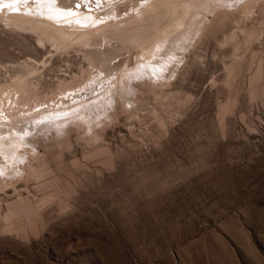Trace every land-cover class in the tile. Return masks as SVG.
I'll list each match as a JSON object with an SVG mask.
<instances>
[{
  "label": "rangeland",
  "instance_id": "obj_1",
  "mask_svg": "<svg viewBox=\"0 0 264 264\" xmlns=\"http://www.w3.org/2000/svg\"><path fill=\"white\" fill-rule=\"evenodd\" d=\"M74 1L106 37L0 19V84L38 93L0 112V264H264V0ZM156 3L191 14L147 74L145 27L180 14L136 20Z\"/></svg>",
  "mask_w": 264,
  "mask_h": 264
},
{
  "label": "bare ground",
  "instance_id": "obj_2",
  "mask_svg": "<svg viewBox=\"0 0 264 264\" xmlns=\"http://www.w3.org/2000/svg\"><path fill=\"white\" fill-rule=\"evenodd\" d=\"M74 4V0H0V5H2L0 7V19L5 20L9 24L13 23L15 25H33V28L34 26L38 27V29L41 30V33L43 35L50 37L53 41H55L56 45L58 46L61 44L63 46H66L65 44L74 42L91 43L92 41H97V39H102L106 37L108 33V28L110 26L108 25L109 21L105 18H101V15L99 13L97 15L92 10L89 12L84 10L83 8H76ZM125 5L126 4H123L122 6ZM160 5V3H156L154 4L153 8L149 7L147 10L143 11L142 16L137 17L136 20L142 23L147 13H155L161 8H166L169 12H173L179 9L180 14L170 25L167 26V29H164L163 31H161V21H159L158 17L157 24L153 25L152 27H145V29L149 30L145 43H149H147L146 45L144 44L142 52L147 57L148 63H150V65L145 63V70L147 74H150L151 69L152 72H155V66H158L161 71H163L165 70V68H167L166 64H169V62L172 61L175 62V59L179 56V54L175 53L162 55V52L165 49L169 48L166 45L171 44L167 43L164 38L170 33L173 27V29H177L183 24L187 23V18L191 14L190 10H181L179 8V5H168L166 7H161ZM122 6H118V8L122 9ZM107 14L111 15L109 13ZM130 25V21H128L126 23L121 24L120 27L115 26V30L113 31V33H121L125 31V28L129 27ZM140 26L141 27L139 28H142L141 24ZM153 58L155 59V61H152ZM11 83V85L0 84V112H9L11 109H13L12 106L6 105L7 102L11 104L17 103L18 105H21V103H23L24 105H26L28 102L25 103L23 101L20 103L19 101L21 100V92L23 91L28 93L29 95L35 94V98L38 96L36 87L27 78H21L16 76L15 78H12ZM60 85H62V83L59 84V86ZM77 86L78 84L75 85L66 83L57 95L66 96L65 98H68V101H63L64 103H69L72 98L76 97V94H71V91ZM16 94H19L18 101H15L14 98ZM47 100L40 99L36 100V102L39 103ZM30 107V109L32 110L34 106L30 105ZM44 111L41 110V112ZM24 112L26 111L24 110ZM41 112L39 111V113ZM1 117L2 116L0 113V118ZM15 142L10 146V148H13V152L15 154V161L13 164H11L13 165L12 169L14 168V166H17L19 161L21 162V160L26 157V153L23 151L24 149L21 148L23 146V142ZM4 158L6 162H8V159L5 156ZM1 163L2 162H0V173L2 175V173L6 171L7 164L5 162H3L2 164ZM20 170L21 169H18L16 171Z\"/></svg>",
  "mask_w": 264,
  "mask_h": 264
}]
</instances>
